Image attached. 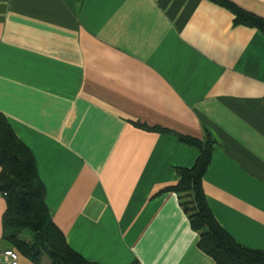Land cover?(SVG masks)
<instances>
[{
    "label": "crops",
    "instance_id": "obj_1",
    "mask_svg": "<svg viewBox=\"0 0 264 264\" xmlns=\"http://www.w3.org/2000/svg\"><path fill=\"white\" fill-rule=\"evenodd\" d=\"M229 1L264 17V0ZM0 112L91 263L218 264L170 189L200 155L182 137L211 141L217 222L264 251V33L218 0H0ZM6 209L0 194V249L35 264Z\"/></svg>",
    "mask_w": 264,
    "mask_h": 264
},
{
    "label": "trees",
    "instance_id": "obj_2",
    "mask_svg": "<svg viewBox=\"0 0 264 264\" xmlns=\"http://www.w3.org/2000/svg\"><path fill=\"white\" fill-rule=\"evenodd\" d=\"M231 9L238 23L256 27L264 33V17L246 11L229 0H218ZM200 148L191 168H180L179 182L171 186L179 195L191 227L198 231V246L218 264H264V251L249 249L217 222L207 205L202 187L203 174L210 162L211 141L182 137ZM0 194L7 201L3 215L5 239L35 264H93L67 243L63 231L50 218L44 203V186L39 179L30 149L16 136L0 112ZM28 231L30 241L20 234Z\"/></svg>",
    "mask_w": 264,
    "mask_h": 264
},
{
    "label": "built area",
    "instance_id": "obj_3",
    "mask_svg": "<svg viewBox=\"0 0 264 264\" xmlns=\"http://www.w3.org/2000/svg\"><path fill=\"white\" fill-rule=\"evenodd\" d=\"M19 254L14 248L0 249V264H19Z\"/></svg>",
    "mask_w": 264,
    "mask_h": 264
},
{
    "label": "rangeland",
    "instance_id": "obj_4",
    "mask_svg": "<svg viewBox=\"0 0 264 264\" xmlns=\"http://www.w3.org/2000/svg\"><path fill=\"white\" fill-rule=\"evenodd\" d=\"M29 233L30 232H28V231L23 232L22 237L25 238L26 236H28L27 234H29ZM44 258H45V261L47 264H49L51 262L49 258H47V257H44Z\"/></svg>",
    "mask_w": 264,
    "mask_h": 264
}]
</instances>
